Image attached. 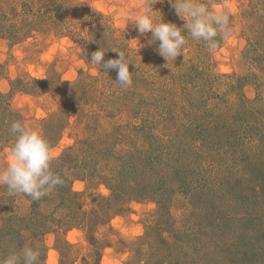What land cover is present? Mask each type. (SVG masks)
<instances>
[{
  "label": "rangeland",
  "instance_id": "374dc122",
  "mask_svg": "<svg viewBox=\"0 0 264 264\" xmlns=\"http://www.w3.org/2000/svg\"><path fill=\"white\" fill-rule=\"evenodd\" d=\"M148 2L51 0L55 8L64 9L72 18L82 9L96 12V17L88 13L89 20L71 22L76 25H73L72 32H68L69 35L34 32L25 41L15 44L0 38V91L8 94L14 108L24 115L25 123L43 134L54 158L75 145L82 149L81 152L88 153V149L99 143L97 140L103 138L105 141L109 136L112 139L111 132L116 127L137 124L140 129H131L128 132L130 137L122 141L118 150L109 147L106 157L114 158V152L122 157L123 152L129 149L130 141L131 145L134 144L130 149L135 151L130 161L138 164L150 156L155 159L153 164L144 167L139 178L142 184L149 185V190L139 192L138 198L120 196V201H117L110 185L102 182L96 174L97 166L105 177L111 175L113 162L108 164L104 158L101 161L97 158L100 163H94L88 174L83 167L73 171L72 188L80 193L79 199L89 218L85 221L87 226L51 231L37 242L14 235L11 251H18L25 245L38 247L39 264H86L87 261L91 264H155L160 259L154 254L155 247L160 246L162 237L168 240L179 237L186 225L201 227L207 233L210 238L208 250L212 248L213 240L218 241L217 237L221 239L236 227H241L242 231L255 228L256 221L246 220L247 217L243 220L238 215L247 201L245 195L250 197L255 193L257 178L247 177L242 170L234 169L228 177L237 187L229 186L227 194L209 199L204 195L214 188H211V182L215 185L224 174L212 172L214 167L205 162L208 163V159L197 162L189 157L188 149L183 147L188 141L186 128L190 127L193 118H197L194 114L202 115L206 107L217 105L218 108L219 104L225 108L227 87L223 83L215 84L213 88L211 80L210 83L203 80L210 72L234 75V82L248 97L264 101V56H252L249 50L248 31L250 27L253 29L254 19L246 12L251 8L252 0H202L213 9H230L231 36L227 39L218 36L219 47L210 53L203 41L191 39L185 31L188 44L183 54L168 63L156 51L158 41L147 44L151 33L141 35L130 23ZM153 8L158 10L157 18L160 11L165 22L183 27L185 21L176 14L168 0H157ZM80 16L82 18V14ZM139 43L145 46L141 47ZM100 47L106 51L104 60L117 58V53L112 50H123L135 64L129 65V71L134 72L130 87L122 88L116 84L115 70L103 72L89 61L91 54ZM35 78L44 83L36 82ZM30 79L32 84L28 88H18L19 83ZM55 79L63 81L62 88ZM143 126L145 129H141ZM10 148L9 145L0 146V166L6 164ZM84 154L80 155L81 160L87 157ZM130 167L125 168V175L134 173ZM200 168L204 172H196V180L210 182L209 186L193 185V195L182 192L181 177L191 178L193 169ZM181 169L183 176L179 173ZM84 175L88 177L82 179ZM125 183L119 185V192L127 190ZM162 184L165 190L157 191L164 194H153V189ZM145 185L138 189L147 188ZM19 200L15 199L13 205ZM0 205L4 212L9 207L6 195L2 194ZM24 209L19 208L18 212H26L27 208ZM93 209L99 213L96 217L91 215ZM225 213L238 218L232 220L231 215L226 217ZM258 215L256 229L262 238L255 240L254 245L253 241L247 242L245 233L238 231L243 247L236 245L233 250L244 255L243 258L230 257L233 260L230 264H264L261 260L264 252L258 251L263 244L261 240H264V213ZM96 220L100 223L97 224ZM190 246L187 242L183 251L192 250ZM177 258L183 261L180 255ZM200 258L207 262L210 256Z\"/></svg>",
  "mask_w": 264,
  "mask_h": 264
},
{
  "label": "trees",
  "instance_id": "16d2710c",
  "mask_svg": "<svg viewBox=\"0 0 264 264\" xmlns=\"http://www.w3.org/2000/svg\"><path fill=\"white\" fill-rule=\"evenodd\" d=\"M250 6L251 8L246 14L249 13V16H252L254 23L253 29L250 27L248 31L249 50L252 56H264V0H252ZM90 11L88 12L82 9L79 11L82 14V18L78 12L77 14L79 16L77 15L75 18H72L64 9L55 8L51 0H0V38L8 39L15 44L25 41L34 32L46 34L55 33L60 36L69 35L68 32H72L73 25H76L71 24V22L76 20L80 21V19L89 20L90 16L88 13ZM90 14L96 17V12ZM233 78L234 75H221L213 72L204 76L203 80L209 83L211 80V86L213 88L215 84L221 85L224 83L226 85L227 89L224 97L225 108H222L219 104L218 108H216L217 105L212 108L206 107L202 115L194 114L199 120L201 117L203 118L202 123L197 118H193L194 121H191L190 127L187 126L188 129L186 128L188 130L186 134L188 141L184 143L183 147L188 149L189 157L196 159L197 162L208 159V163L207 161L205 162L206 164L210 162L211 168L214 167L212 172L219 171L224 174L215 182V185H212L211 182V188L213 186L214 188L204 195L209 199H213L217 195H225L228 193L229 186H236V183L228 177L234 169L236 171L242 170V173L244 175L246 174L247 177L252 175L253 178H257L256 181L258 183H256L255 193L250 197L245 195L244 198L247 201L238 215L239 218L243 217V220L247 217L246 220L249 218L252 222L256 221L255 228L253 227L252 229H247V231H242L243 229L241 227H236L232 233H225L221 239L217 237L218 241L213 240L211 242L212 248L208 250V240L210 238L207 233L201 227L197 229L193 225H186V229L181 230L179 237L172 238L171 240L162 237L160 246L155 247L154 254L160 258L155 264H230V261H233L230 257L243 258L244 255V253H236L233 250L236 245L243 247L242 241L239 239V235L241 234L238 231L245 233L247 242L251 243L253 241L254 245L255 240L262 238L260 231L256 229V223L259 217L258 213H264V101L260 98L251 99L248 97L244 91L239 89ZM34 80L38 83H44L41 79L35 78ZM14 82L16 83L17 80ZM55 82L62 88V80L55 79ZM19 84L21 85H18V88L21 87L25 90V88H28L32 84V80L30 79ZM12 85L15 84L13 83ZM73 93L78 92L74 91ZM15 120L25 122L24 115L18 109L14 108L8 94L0 91L1 147L11 146L13 137L9 133V126ZM138 126L137 124H132L116 127L115 131L111 132L112 139L109 136L105 141H103V138L101 141L97 140L99 143L88 149V153L81 152L82 149L76 147V145L70 146L66 153L58 158H54L52 161L53 171L62 177L64 183L56 186L49 195L38 201H33L23 194L9 195L6 185L0 187V201L2 200V194L6 195L7 206H9L4 212L3 207L0 205V256L5 258L12 252L11 246L13 244H11V239L14 235H19L21 239L26 241L30 238L37 242L51 231L87 226L85 221L89 218L79 199L80 193L72 188V182L75 179L73 171L80 170L83 167L88 174L93 169V164L100 163L102 158L108 164L113 162L110 165L113 173L105 177L96 166V174L99 175L102 182L110 185L117 201H120V196L138 198L140 196L139 192H147L149 185L142 184L139 178L142 177L143 171L146 168L145 166L155 162L153 157L150 156L145 161L141 159V162L138 164L130 161L135 154V151L133 150L134 152H132L130 149V147L134 148V144L131 145L132 143L130 141L128 144L129 149L123 152L122 157L115 152L113 153L114 158L106 157L105 155L109 147H116L118 150V146L122 141L126 137H130L128 132L131 129H140ZM141 129H145V126L141 127ZM83 153L87 157L81 160L80 155ZM108 159H112L113 161H108ZM129 166H132L130 168L134 170V173L125 175L123 172ZM116 167L118 169H115ZM198 170L193 169V177L191 178H187L186 175L183 176L182 174L184 173L182 169L180 170L179 173L183 177H181L180 181L178 179V181L182 192L193 195V185L203 188L209 186L210 182L207 183L205 180L199 178L196 180V172L197 174L204 172L201 168ZM87 177L84 175L82 179ZM213 179L215 180V178ZM125 182H127V190L125 192H119V185ZM141 185H145L147 188L138 189ZM161 188L165 190L162 184L156 187L155 190L153 189V194L163 195V191H157ZM2 189L3 193H1ZM15 199L20 200L13 205ZM27 204L29 205L27 206ZM18 207L23 209L26 207L27 211H24V213L18 212ZM121 208L122 206L119 207V212ZM98 214L96 209L92 210L91 215L93 217H96ZM225 215L228 217L231 213H225ZM230 217H232V220L238 218L234 214ZM95 222L97 224L100 223L97 220ZM242 226L245 227L244 223ZM261 241H263V244L258 249L260 253L264 252V240L262 239ZM187 242H190V249L192 250L183 251V247L186 246ZM231 249L234 253L231 252ZM246 250L250 251L249 249ZM256 251L257 249L255 253ZM179 255L183 258L182 262L177 258ZM204 255H207V257L210 256L209 261L205 262L200 258ZM261 260L264 261V257ZM86 264L91 263L87 261Z\"/></svg>",
  "mask_w": 264,
  "mask_h": 264
},
{
  "label": "clouds",
  "instance_id": "9594fccd",
  "mask_svg": "<svg viewBox=\"0 0 264 264\" xmlns=\"http://www.w3.org/2000/svg\"><path fill=\"white\" fill-rule=\"evenodd\" d=\"M176 14L185 21L183 27L165 22L162 13L157 18L153 5L157 0H149L143 11L131 18L130 23L141 35L151 33L148 45L159 42L156 51L167 63L183 54L188 44L187 35L193 40L203 41L208 51L215 52L219 47L217 37L227 39L232 34L231 11L227 7L211 8L202 0H168ZM140 44V43H139ZM141 47L145 45L140 44ZM140 47V48H141ZM117 58L104 60L105 52L99 48L91 54L90 62L108 73L115 70L116 84L122 88L133 84L130 62L123 50H112ZM135 65V64H134ZM9 133L13 137L6 164L0 166V185H6L9 195L23 194L38 201L49 195L64 180L53 171L54 159L51 146L43 134L22 120L10 123ZM38 247L25 245L18 251L10 252L0 259V264H39Z\"/></svg>",
  "mask_w": 264,
  "mask_h": 264
}]
</instances>
